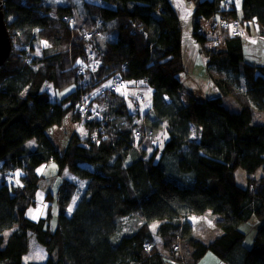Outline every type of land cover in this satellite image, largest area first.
<instances>
[{"label":"trees","instance_id":"1","mask_svg":"<svg viewBox=\"0 0 264 264\" xmlns=\"http://www.w3.org/2000/svg\"><path fill=\"white\" fill-rule=\"evenodd\" d=\"M189 1L191 38L222 96L183 94L182 27L169 0H83L78 16L74 4L48 8L45 0H1L12 49L0 67V177L19 169L20 183L0 181V264H22L29 232L48 257L28 264H181L172 250L179 241L189 250V264L207 252L224 264H264V122L254 119L264 116V65L245 62L241 36L226 31L224 48L208 49L210 38L198 21L214 15L227 21L236 10L221 8L222 0ZM239 5L241 18L256 21L264 35V0ZM36 38L47 40L53 53L26 58ZM115 79L124 82L122 89L130 81L151 87L150 110L141 115L121 89L110 90ZM47 83L56 95L72 90L52 102L43 90ZM83 95L103 107L83 122L86 137L72 133L60 152L45 131L67 114L79 121ZM163 129L167 138L159 151L147 156L135 148ZM137 131L152 132V138L136 137ZM30 139L34 149L25 144ZM49 162L60 180L47 193L57 209L54 230L47 218L28 214L40 189V167ZM257 169L263 171L259 180L236 184V170L253 175ZM65 172L85 181L69 214L77 186ZM206 212L219 216L221 232L207 244L190 235L191 219ZM251 220L254 237L247 242L242 227ZM153 222L163 250L175 258L153 246Z\"/></svg>","mask_w":264,"mask_h":264},{"label":"rangeland","instance_id":"2","mask_svg":"<svg viewBox=\"0 0 264 264\" xmlns=\"http://www.w3.org/2000/svg\"><path fill=\"white\" fill-rule=\"evenodd\" d=\"M88 3H95L96 0H86ZM224 0H222V3H223ZM231 3H232V9H225V10H233L235 9L236 10V13H237V8L239 9L240 8V5L238 4V0H229ZM82 2L83 0H45V4L48 6V8H52V7H55L57 5H61V4H74L73 5V11L75 12V14L80 15L81 13V10H82ZM222 3H221V8H222ZM174 5L176 6L175 2H174ZM239 5V6H238ZM184 10V9H183ZM183 10L181 9L180 12H183ZM53 13V12H51ZM177 14V12H176ZM185 13H180L178 14L177 16H180V25H182V28H183V31H184V40H182V43H183V56H182V52H181V56H182V62H183V65H184V68H185V75H180V80L183 84V94H185L184 91H187L185 88L186 86H191V84L189 82H194V83H197L198 87L202 90H200V92L202 94H204V92L206 91V89H203L204 87H208V84L207 82L204 83V85L201 86V83H198L199 81L197 80H194L192 77H190V70L189 68L191 69V61H192V57H191V53H189V51L186 52L185 48H186V41L187 39V25H186V21L182 20L183 17L185 16L184 15ZM221 18L219 17L216 21H212L211 20V27H213V23L215 24L216 23V27H218L217 23H220L222 22L220 20ZM234 19H237L239 20L241 26H243V34L248 37L250 35V32H248V25L247 27L244 24V20L239 17L237 14H236V17L235 18H232L230 20H224L223 22H231L233 21ZM203 20H207V19H203ZM193 22L190 23V26H191V29L193 28L192 26ZM257 32H254L255 34L257 33L256 37L255 35H252V37L255 39V42L254 41H251V40H245L243 39V56H244V61L249 63V64H258L259 63V59L264 58V35L261 34L262 32V28H260L259 25H257ZM201 33H202V30L198 29ZM230 29H225L224 31H226V33L228 34ZM213 31V28H210V31L211 32ZM36 32V31H35ZM183 34V33H182ZM191 35V32L190 34ZM205 36H208V35H205ZM258 38V40H257ZM192 41H194L192 38H191ZM209 42H212L211 40H208L205 42V46L207 47V43ZM34 46H33V49H29V47H26L25 48V57H31V56H34V57H42L44 55H49V54H52L53 53V49L50 47L51 44H49V42L45 39H37L34 41ZM45 44L47 46H45ZM211 44V43H209ZM202 45V44H201ZM203 46V45H202ZM24 47V46H23ZM197 47H198V51L197 53H202L201 51V47H200V44H197ZM209 49V48H208ZM11 53V52H10ZM203 54V53H202ZM201 56V54H199V57ZM191 57V58H190ZM201 58V57H200ZM184 59V61H183ZM186 59V60H185ZM191 59V60H190ZM85 68H88V64H85L84 65ZM212 82V81H211ZM146 84V83H145ZM190 84V85H188ZM147 85V84H146ZM145 88H143L145 90V92H147V89H149V86H144ZM74 88V87H73ZM151 88V87H150ZM43 90L48 93L49 97H51V93L53 92L54 95H56L54 89H53V86L50 84V83H47L43 86ZM72 90V87H70L69 89L67 90H63V91H60L58 92V94L56 96H61L63 93H66V91H68V93ZM220 91V90H219ZM197 93L198 90L196 91ZM182 94V95H183ZM200 94V93H199ZM222 92L220 91V95H217V96H222ZM201 95V94H200ZM139 96L141 97L140 98V104H139V107H138V110L141 111V112H148L151 108V104H152V98L149 100L147 99V96H145V94L143 93V90L141 91V93H139ZM216 96V95H214ZM57 97V99H58ZM152 97V96H151ZM56 98V97H55ZM60 99V98H59ZM185 99V98H183ZM133 102V100H131ZM86 103H88V106H89V109L91 110V112L94 114L93 117H89V116H82L80 113H79V117H80V126H79V129H78V136L82 139H84L87 135V130L85 129L84 125H83V122L85 120H88V119H93L94 117H97V111L101 110L102 109V105L99 104V103H92L90 104V98L87 99ZM144 103V104H143ZM127 104L131 107V103L129 101H127ZM135 108V107H133ZM145 112V113H146ZM144 113V114H145ZM71 115V114H70ZM72 116V115H71ZM254 119L256 122H264V116L263 115H258V114H255L254 115ZM84 127V129L82 128ZM163 131L164 134L166 133V130L163 129V130H160L159 132ZM167 136V134H166ZM192 138H195L196 135L194 133H192L191 135ZM152 138V136L150 137ZM34 139H30L28 140L25 144L27 146H31L33 143H34ZM164 142H163V137L159 134V133H156L155 137H153L151 139V143H136L135 144V148L140 151L141 149H144L147 153V156L151 155L154 151H159L162 146H163ZM53 165H55V169H56V164L53 163ZM49 171H50V167L47 168L46 170V173L45 175H48L49 174ZM18 175L20 176V170H14L13 172H10L9 175L10 176H14V175ZM70 174V173H69ZM263 175V171L261 169H257L255 171V173L253 175H247L246 173H244L243 171H240V170H236L235 172V181H236V184L239 185V186H242V187H245L247 185V180L249 178L251 179H255L256 181L259 180V178ZM17 176V178H18ZM69 178H72L71 181H73L76 186H77V190L75 192V196L73 197L72 199V205L74 204V202L80 197V195L82 194L83 190H84V187H85V181H82V180H79L77 179L76 177H73L72 175H69ZM20 180V179H19ZM39 186H41L42 188H44L46 185L44 182H40ZM57 187V182L54 184L53 186V190H55ZM47 190H42L40 189V192H37V195L35 196L34 198V202H33V207H38V202H39V198H42L44 203H45V206H44V211L43 213L40 215L41 217L43 218H47V222H50L51 221V226L53 227L55 222H56V212H57V209H56V205H55V201H50L48 202V198H47ZM49 204L51 205V208L49 207ZM69 208H71V206L69 205L68 207V210ZM49 209H50V212L52 214V218L51 220L49 219ZM70 212L68 211V214ZM34 214L37 215V212H35ZM219 219V216L217 215H214L210 212H206L205 214H203L202 216H199V217H195V218H192L191 219V224H190V235L192 238L194 239H197L205 244L209 243L210 241H212L216 236H218L221 232H220V229L218 228V226L216 225L215 221ZM36 220V219H35ZM124 221V220H123ZM124 224V222H122ZM157 225H158V222H156ZM256 222H254L253 224H255ZM252 224V223H251ZM50 228V226H49ZM125 230V229H124ZM242 230H244V232L247 233V239L246 241L249 242L252 235H253V228L252 226H247V227H242ZM9 232H6L5 235H8ZM180 234V233H179ZM6 237V236H5ZM180 240V238H179ZM178 240V241H179ZM246 241H245V245H246ZM153 246H156L158 247L159 251H161L162 253V256H165L166 258L167 257H174V255H177V257H179V260L181 261L182 264H189L190 263V260H187V256H188V252L189 250L186 249V248H183L181 249V243L179 241V247L178 245H176L175 247L172 248L173 252H174V255H170L169 252H166L163 250V247L161 245V240L160 238L157 239V241H153L152 242ZM152 244L149 243V249L152 247ZM175 244V243H174ZM177 253V254H176ZM48 254H46L45 252V248L43 246H41L40 244H38V242L36 241L35 239V236L33 234H31L30 232L28 233V238H27V251L26 253L22 256V264H28L30 262H41L42 261H45V258ZM207 256L202 258L201 260H199V262H197L198 264H221L220 260L214 256L211 252H207L206 254ZM176 257V256H175ZM174 257V258H175ZM165 258V259H166Z\"/></svg>","mask_w":264,"mask_h":264},{"label":"crops","instance_id":"3","mask_svg":"<svg viewBox=\"0 0 264 264\" xmlns=\"http://www.w3.org/2000/svg\"><path fill=\"white\" fill-rule=\"evenodd\" d=\"M169 2L175 8V11L177 12V15L180 14V13H185L184 14L185 16L183 17L182 20L186 21L187 35H188L187 38H189V39L185 40L186 41L185 50H186V52L189 51V53H191L190 55L192 57V61H191V64H190L191 65V69L189 68V70H190V74L189 75L194 80L199 81L198 83H201V86L204 85L205 82H207V84H208V87H204L203 88V89H206L204 94H202L203 92L202 93L200 92V90H202V89H200L198 87L197 83H194V82L193 83L189 82L191 84V86H186L185 89L188 92H190L193 95V97L195 99H197V100H202L204 98L214 97V95H216V96L220 95L219 89L207 77L206 69H205V63L207 61V57L204 54H202V53H199V54H201V56H200L201 58L199 57V54L197 53V51H198L197 43L195 41H192L191 40V35H189L190 32L192 31L190 23H192L191 14H192V10H193V3L191 1H189V0H169ZM174 2L176 4V6L174 5ZM238 4H239V0H238ZM181 9L182 10L184 9L183 12H180ZM237 15L239 17H241L240 8L239 9L237 8ZM218 18H219L218 15H214V16H212L211 18H209L207 20H199L198 21L200 29L202 30L203 35H208V37L212 41V42H209L211 44L207 43V48H209V49H214L216 47H218L219 49H223L224 48L222 36H223V31L225 30V28L224 27H223L224 29L222 27L220 28L218 25H217L218 27H216V23L215 24L213 23V27H211L212 26L211 25L212 24L211 20L212 21L213 20L216 21ZM178 19L180 21V16H178ZM180 23H181V21H180ZM243 25H245L246 27L248 25V27H247L248 28V32H250V31L251 32H250V35L248 37H246L243 34V29H242L241 39L242 40L243 39L251 40V41L255 42V39L252 37V35H255V36L257 35V33L256 34L254 33V32H257L256 30H257V27H258L257 26L258 24L256 23V21H253V20L247 21L246 20V21H244ZM181 27H182V25H181ZM210 28H213V31L209 32ZM182 33L184 35L183 28H182ZM228 35L229 36H233L229 32H228ZM258 36H256V37H258ZM182 38H183L182 40H184V36H182ZM257 40H258V38H257ZM262 49H264V48H262ZM181 52H182V56H183V52H184L183 51V43L181 45ZM183 58H184V56H183ZM183 61H184V59H183ZM253 64H255V63H253ZM258 64L259 65H264V58H263V60H262V58H260ZM108 84L109 83L107 82L104 85H102L101 87L102 88L103 87H107ZM190 84H188V85H190ZM144 86H147V85L143 81H130V82H128V86H126L124 89H121L119 92H120L121 95H123L127 99V101H129L131 103V106H134V104L135 105L137 104L139 106V104H140L139 102H140V98H141L139 96V93H141L142 90H143V93L145 94V96H147V99L150 100L152 98L151 96H152V93H153V89L149 87V89H147V92H145V90L143 89V88H145ZM197 90H198V92L201 95L196 92ZM131 100H133V102ZM139 112H140L141 115H143L146 111L145 112L139 111ZM80 124H81L80 121H73L72 118H71V115L67 114L63 118L61 124L50 126L49 128L46 129L45 132H46L47 137L51 140V142L55 146V148L58 149L60 152H62L66 148V145H67V142H68V139H69L70 135L72 133H74V132H76L78 134V129H79ZM82 128L84 129V127H82ZM157 133H159L163 137V141L167 138L166 133L164 134L163 131L157 132ZM35 146H36V142L34 141V143L31 146H27V147L30 148V149H34ZM48 167H50L49 174L45 175L46 170H47ZM17 170H19V169H17ZM56 170L57 169H55V165H53V162H49V163H47L45 165H42L40 167V173L42 174V180L40 182H44L45 185H46L44 188L39 186L40 189H42V190L46 189L47 192L51 191L52 193H54V190H53L54 184L57 182V186H58L59 183H60L59 178L55 175ZM69 175H71V174H69L68 172L63 173V176H65L68 179H72V178H69ZM17 176H18L17 174L14 175V176H11V182H13L15 185H19V183H20L19 179L17 178ZM40 189H39V192H40ZM69 205L71 206V209L74 206V204L72 205V201H71V203ZM44 206H45V203H44L43 199L39 198L38 207L37 206L36 207H32L28 211L29 216L32 219H34V220L38 219V218H41L40 215L44 211ZM35 212H37V215L34 214ZM56 216H57V212H56ZM52 217L53 216L51 214V218ZM253 220H251V222H249V223L253 224ZM50 223H51V221L49 222L50 228L52 230H54L55 227H56V222H55L53 227L51 226ZM252 224H250V226H252ZM153 225H155L157 227V223L153 222L150 225V230L152 232L153 241H157L158 237L155 234L156 233V227H155V229H153ZM244 227H246V225H244ZM253 237H254V235H252L250 240H252ZM158 252H159L160 255H162V253H161V251H159V249H158ZM206 254L202 258L206 257L207 256ZM47 257H48V255L46 256L45 260L47 259ZM42 262H44V261H42ZM176 264H178V263H176ZM215 264H217V263H215ZM221 264H224V263L221 262Z\"/></svg>","mask_w":264,"mask_h":264},{"label":"built area","instance_id":"4","mask_svg":"<svg viewBox=\"0 0 264 264\" xmlns=\"http://www.w3.org/2000/svg\"><path fill=\"white\" fill-rule=\"evenodd\" d=\"M222 8L223 9H232L233 7H232V3L229 1V0H224L223 1V3H222ZM218 26H220V27H224L226 30L227 29H230L229 30V33L231 34V35H233V36H240L241 35V24H240V22H239V20H237V19H234L233 21H231V22H220V23H218ZM223 28V29H224ZM124 82L122 81V80H120V79H115L110 85H109V89L110 90H112V91H117V90H120V89H122L123 87H124ZM55 95H54V93L52 92L51 93V97H50V100L52 101V102H55ZM86 101H87V98H86V96H82L81 98H80V100H79V104H78V107H77V110H78V112L82 115V116H89V117H93L94 116V114L91 112V110L89 109V107H88V105H87V103H86ZM135 136L136 137H140V138H143V139H145V138H150L151 136H152V132H148V131H141V132H139V131H137L136 133H135ZM3 180H8L10 177H9V175L8 174H5V175H3Z\"/></svg>","mask_w":264,"mask_h":264},{"label":"water","instance_id":"5","mask_svg":"<svg viewBox=\"0 0 264 264\" xmlns=\"http://www.w3.org/2000/svg\"><path fill=\"white\" fill-rule=\"evenodd\" d=\"M2 7L3 5L0 0V67L4 65L12 49Z\"/></svg>","mask_w":264,"mask_h":264},{"label":"clouds","instance_id":"6","mask_svg":"<svg viewBox=\"0 0 264 264\" xmlns=\"http://www.w3.org/2000/svg\"><path fill=\"white\" fill-rule=\"evenodd\" d=\"M219 27H220V26H219ZM220 28H221V27H220ZM241 34H242V30H241ZM240 36H241V35H240ZM240 36H238V37H240ZM5 174H8V175H9V173H3V175H5ZM9 177H10V178H9L8 180H6V181L4 180V181H5V182H9V181H11V176L9 175Z\"/></svg>","mask_w":264,"mask_h":264},{"label":"snow or ice","instance_id":"7","mask_svg":"<svg viewBox=\"0 0 264 264\" xmlns=\"http://www.w3.org/2000/svg\"><path fill=\"white\" fill-rule=\"evenodd\" d=\"M239 6V5H238ZM45 46H47L46 44H45ZM69 212H71L72 211V209L71 208H69V210H68ZM155 225H153V229H155Z\"/></svg>","mask_w":264,"mask_h":264},{"label":"bare ground","instance_id":"8","mask_svg":"<svg viewBox=\"0 0 264 264\" xmlns=\"http://www.w3.org/2000/svg\"><path fill=\"white\" fill-rule=\"evenodd\" d=\"M1 175H2V176L0 177V181H4L3 178H2V177H3V174L1 173Z\"/></svg>","mask_w":264,"mask_h":264}]
</instances>
